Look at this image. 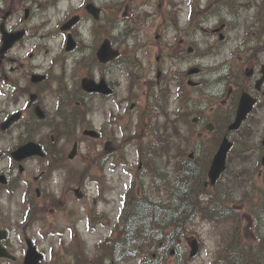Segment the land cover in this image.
<instances>
[{
	"label": "flooded vegetation",
	"instance_id": "obj_1",
	"mask_svg": "<svg viewBox=\"0 0 264 264\" xmlns=\"http://www.w3.org/2000/svg\"><path fill=\"white\" fill-rule=\"evenodd\" d=\"M26 10L29 14L30 5L26 2L24 4V0H0V27L3 25L7 33L22 32L18 41L4 53H0V246L14 257L0 258V263L23 264L24 241L28 238L24 231V222L27 221L24 220V213L32 216L37 209L55 205L57 197L42 191L41 174H52L73 162L74 159H68L71 150L68 151V145L70 142L71 147L76 144L78 154L81 143L77 139V133L81 130H94L97 137L86 136L83 140L90 141L95 146L103 145V150L98 154L94 148H89L86 170L88 167L92 169L94 161L101 155H107L108 150L112 152L107 158L116 157L120 164L125 144L145 136L157 142L154 137L164 130L183 132L181 145L184 146L185 154L179 158L167 155L165 177L166 184L169 182L168 186L170 185L167 189L170 188L172 207H177L173 204V190L178 187L181 190L178 195L191 194L204 208H216L222 197L224 201L233 202L232 193L228 192L230 189L224 188L221 192V188L217 186L223 181L221 176L224 173L210 186L207 172L220 140L227 136L232 142L231 149L235 148L231 137L240 130L250 132L249 147L242 158L259 170L264 178V166L261 164L264 157V123L252 122L257 110L264 108V80L259 82L264 65V14H254L253 21L247 20L244 24H240L239 14H198L201 16L200 20L205 22L193 31L202 30L209 34L213 43L208 46L210 49L221 53L231 42L234 44L228 56H223L215 63L205 62V54L201 50L203 48L200 49L196 43L190 44L182 37L167 46L156 44L160 38L158 35L155 37L154 69L149 66L144 74V65L141 67L133 61L134 70L138 69L134 78L135 91L120 95L117 91L120 88L119 82L111 79V74L117 73L124 66L123 63L119 64L121 52L116 59L101 63L96 57L99 44L91 50V59L86 56L77 65L85 66L86 73L83 77L96 84L103 82L104 89L109 93L84 92L78 89L74 79L75 67L69 75L66 70H61L60 75L53 74V65L45 70L33 62V68H29L28 60L24 59V47L31 39L28 20L24 16ZM189 15L190 19L192 14ZM147 16L152 22L155 14ZM185 29L182 30L183 34L188 28ZM111 45L117 49L114 44ZM1 46L0 32V48ZM158 50L165 52L164 58ZM70 54L77 52L63 53L62 57ZM30 55L26 53L27 57ZM161 61L166 64H161ZM66 62L65 60L64 63ZM61 66L65 67L63 64ZM35 76L40 79L32 81ZM68 80L73 81L69 84ZM52 85H55L54 89ZM49 91L55 95L51 110L42 100ZM243 93L255 100L254 106L238 129L228 132L230 124L235 120ZM98 104L103 115L99 127L88 117L93 114V110L98 109ZM37 108L42 118L37 117ZM130 127L134 131L126 136L125 131ZM259 127L262 128L257 137L254 130ZM30 131H37L40 136L36 143L40 146L43 157L24 159L22 147L30 140ZM210 140L214 142L212 152L204 158L202 142L209 143ZM137 150V169H141L143 165L146 174L153 177L154 166L147 163L152 156L144 155L138 145ZM231 158L236 156L232 155ZM34 160L41 161L44 168L30 176L28 164ZM228 166L226 161V167ZM68 171L74 173L71 169ZM179 174L185 177L179 178ZM178 180L183 182L179 183ZM80 189L79 186L75 193ZM261 192L264 201V187ZM79 194L84 197L85 190ZM262 196L259 195L261 200ZM187 206V202H181L180 207L186 209ZM13 239L20 243V248L14 246Z\"/></svg>",
	"mask_w": 264,
	"mask_h": 264
},
{
	"label": "rangeland",
	"instance_id": "obj_2",
	"mask_svg": "<svg viewBox=\"0 0 264 264\" xmlns=\"http://www.w3.org/2000/svg\"><path fill=\"white\" fill-rule=\"evenodd\" d=\"M87 1L94 2L102 8V17L99 21L92 23L91 19L88 20V16L83 15L82 22L75 27L74 31L76 38L78 37L77 41L79 39L81 42L84 39L85 42L78 45L75 50L77 54L62 57L64 38L59 26L74 14H84L83 6ZM217 1H221V4L216 3L210 12L202 13L199 10H202L201 7H205L209 0H24V4L26 2L30 5L27 20L31 37L27 46L24 47V59L28 60L29 68H33V62L45 70H49L53 65V74L57 75H60L61 70H66L69 75L75 67L74 79L78 85L86 71L85 68L78 67L77 62L86 56L87 59H91V50L93 51L103 38L108 37L121 52L119 64H124L117 73L111 74V79L119 82L120 88L117 91L120 95L134 93V78L138 69L134 70L135 65L133 67V62L130 60L133 59L141 67L144 65V74L149 66L154 69L155 37L158 35L160 38L156 44L167 46L182 37L190 44L196 43L200 49L203 48L201 50L205 54V62L215 63L219 62L223 56H228L234 44L231 42L221 53L210 49L208 46L213 43L210 41L209 34L202 30L193 31L199 29L200 24L205 22L200 20L201 16L199 17L198 14H239L240 24H244L247 20L252 22L254 14H264V0ZM192 11L195 13L192 14ZM147 14H155L152 22L148 20ZM189 14H192L190 19ZM186 27L188 29L183 34L182 30L185 31ZM204 28L206 30V23ZM197 42L205 45L200 46ZM207 49L211 52L206 51ZM26 53L31 55L27 57ZM158 53H162L164 58V51L158 50ZM65 60L66 63H64ZM162 63L166 64L161 61ZM72 81L67 82L71 84ZM52 87L54 89L55 85ZM208 96L212 98L210 93ZM54 99L55 95L51 91L42 99L49 110L53 106ZM88 117L94 120L96 126H101L103 115L100 104L98 109L93 110V114ZM252 122L264 123V108L257 110ZM261 128L254 130L256 136L259 135ZM133 131V127H130L125 131V135L128 136ZM77 137L81 144L73 162L66 164V168L55 170L52 174H41L42 191L57 197L54 200L55 205L51 204L47 209H37L32 216L28 213L27 221L24 222V231L29 238L35 240L39 250L45 253L41 264L138 263L141 258L115 263L107 261L104 241L122 235L123 228L120 223L125 221L124 214H121L125 205L143 195H149L155 201L160 198L168 199L170 188H164L161 184L162 178L159 179L158 188L153 186L150 175L146 174L143 165L141 169H137L139 156L134 141L125 144L123 155H120L122 160L120 164L116 161V157L107 158V155L112 152L108 150L107 155H101L94 161L92 169L88 167L86 170L89 148H94L93 150L98 154L103 150V145L95 146L94 143L83 140L80 131ZM39 138L40 136L37 135L35 140ZM235 139H238V143L242 141L238 133L231 137L233 142ZM213 144L211 140L209 143L202 142L204 158L211 154ZM70 149L71 142L68 145V151ZM165 160L168 161L167 158ZM43 168L44 165L39 160L28 164L30 176ZM237 168H246V170L237 171ZM68 169L73 170L74 173H70ZM258 171L243 158H231L228 172L224 175L225 182L230 183L227 189H230L231 200H233V202L230 201L231 204L223 205L229 213L216 216L213 222L207 218L204 211L198 209L189 220L184 222V232L177 242L171 245L164 262L183 264L188 261L189 264H212L214 260H218L225 245L233 241V232L237 233L238 241H240L239 235L243 240L255 236L261 238L262 244L259 245V249L261 247L264 249V209H259L261 203L260 197L257 196L258 191L255 188L253 191L252 187L244 185L246 179L250 178L253 179L255 186L264 187ZM236 172L240 174L234 182L232 175ZM241 175L244 176L241 177ZM178 182L182 183L183 180ZM168 184L166 188L170 186ZM79 186L81 189L77 193L85 190V196L81 198H77L75 193V189ZM179 202H183L182 197ZM251 211L261 215V219L252 216ZM120 215L121 219H119ZM194 238L198 239V251L196 255L190 257V243ZM12 242L17 249L20 248V243L16 239ZM252 255H254L253 252Z\"/></svg>",
	"mask_w": 264,
	"mask_h": 264
},
{
	"label": "trees",
	"instance_id": "obj_3",
	"mask_svg": "<svg viewBox=\"0 0 264 264\" xmlns=\"http://www.w3.org/2000/svg\"><path fill=\"white\" fill-rule=\"evenodd\" d=\"M213 3V1H210ZM221 4V1H215ZM205 5L202 13H208L211 7ZM195 12L192 11V14ZM144 129V128H142ZM241 146L246 145L247 139L242 134ZM160 144H153L148 147L150 152L155 156L167 157V155L172 154V152L181 154V136L175 133L169 134L165 132L157 138ZM168 140V141H166ZM245 154V152H243ZM160 170V171H159ZM157 171L164 172V169L159 167ZM163 181V180H162ZM230 186L229 184H226ZM165 186V185H164ZM191 187V183L189 184ZM179 187L175 189V196H181L183 201H187L188 207L184 210L182 208L171 209L163 200H152L149 195L136 197L134 201L127 204L124 208L123 214L125 221H122L123 234L115 239H107L104 241V248L107 249V258L116 260L118 257L121 260H131L141 258L138 263L135 264H166L164 258L166 255L160 256V251L162 246H171L176 243V237L180 236L184 229V222L189 220L192 215H194L198 209L197 202L194 201L191 194L178 195ZM214 208L201 209L202 211H210V215H214ZM133 211V212H132ZM261 239L259 240V242ZM239 248L235 249V252L230 251L229 257L222 260L221 264H238L239 259L243 256V252L246 255H250L249 258L244 259V264H262L263 257L256 259V255H251L249 253V247L247 249V244H242L238 242ZM104 249V250H105ZM248 250V253H247ZM155 252L156 257H153ZM221 260V259H220ZM183 264H189L188 261L183 262ZM214 264V263H213Z\"/></svg>",
	"mask_w": 264,
	"mask_h": 264
},
{
	"label": "water",
	"instance_id": "obj_4",
	"mask_svg": "<svg viewBox=\"0 0 264 264\" xmlns=\"http://www.w3.org/2000/svg\"><path fill=\"white\" fill-rule=\"evenodd\" d=\"M85 10L88 13L92 14L95 19L99 17L100 9L97 8L93 3H88L85 6ZM78 19L79 18L77 16L72 17L61 27V30L69 29L72 25H74L78 21ZM1 32L3 33V39H2L3 45L0 51L1 53L6 51L8 48H10L12 44L16 40L20 39V37L22 36L21 32L16 33V34H7L4 32L2 27H1ZM73 47H74V42L71 36L68 35V39L66 43V50L69 51ZM116 56H118V52L112 50L110 46V42L108 40H104L99 50L97 51L98 59L101 62H106V61H109L115 58ZM262 73H263V76L260 81L264 80V65L262 67ZM34 78L35 80L32 79L33 81H37L40 79V77H34ZM81 85H82L83 90L87 92L96 91L100 93H109L108 90L104 89L105 85L103 82L99 84H95L92 80L82 79ZM254 102L255 100L252 99L248 94L243 93L241 95L235 120L230 125L229 130H235L239 127L241 122L245 119L247 113L251 110ZM37 113H39V111H37ZM83 133L85 135H90V136L96 135V133H94L93 131H84ZM230 147H231V143L227 140L226 137H224L220 142L218 150L215 153L212 159L210 168L208 170V177L211 183H214L216 179L219 177V175L221 174V172L224 170L226 154L228 150L230 149ZM36 154L41 155L39 146H37L34 143H27L26 145H24V157L32 156ZM262 164L264 165V157L262 158ZM191 246H192V250H191L190 255L193 256L197 251L196 242L193 241ZM0 257H10V256L5 250H3L0 247ZM41 258H42V255L38 254L36 252V249L32 247L31 244L28 242V249L25 254L24 264H40L39 261L41 260Z\"/></svg>",
	"mask_w": 264,
	"mask_h": 264
}]
</instances>
